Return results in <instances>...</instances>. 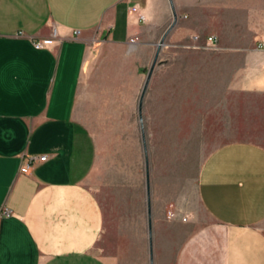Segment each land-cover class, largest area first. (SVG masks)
Returning <instances> with one entry per match:
<instances>
[{
    "label": "crops",
    "instance_id": "crops-1",
    "mask_svg": "<svg viewBox=\"0 0 264 264\" xmlns=\"http://www.w3.org/2000/svg\"><path fill=\"white\" fill-rule=\"evenodd\" d=\"M173 4L163 48L176 50L162 49L143 105L148 203L141 137H123L115 185L95 129L137 123L169 0H0V264H264V0ZM55 25L60 43L37 49ZM198 137L219 146L194 210L173 145ZM24 155L47 160L25 175Z\"/></svg>",
    "mask_w": 264,
    "mask_h": 264
},
{
    "label": "rangeland",
    "instance_id": "rangeland-1",
    "mask_svg": "<svg viewBox=\"0 0 264 264\" xmlns=\"http://www.w3.org/2000/svg\"><path fill=\"white\" fill-rule=\"evenodd\" d=\"M217 44V43H216ZM208 46V45H207ZM209 48H211L210 46H208ZM163 52H162V57H169V55L171 54V52L173 50H176L175 48H162ZM213 49V48H211ZM216 49V48H215ZM162 51V50H161ZM155 55H153L150 58V61L147 65V67L145 68V79L146 76L148 77V73L149 70L151 68L153 59H154ZM162 59V58H161ZM164 59V58H163ZM160 60V58H159ZM158 66H166L165 63H160L158 61ZM143 80L142 84L140 85V87L138 88V93L137 96L135 97V100L132 99L131 102V116L133 115V119L137 120V123L134 122V126L131 127L130 129H122L120 127H114V128H97L95 129L97 131L98 137H99V141H100V148L102 152H108L109 157H113L114 159V181H115V185H117V181H120L121 178L117 177V176H121V157H122V139L123 137L126 135V132L129 130V137L130 139V143L132 144L133 139L134 141L137 140V136L139 135L141 137V144L143 146V151H144V155H145V166L148 165V143H147V135H146V129L144 126V120L140 118V113H139V105H140V97L142 94V90L144 87V82H146V80ZM198 86L201 85L199 84ZM153 93V92H152ZM167 99V96L163 97L161 96V99ZM186 98V97H184ZM149 99L147 100L148 103L149 101H151V103H153V99H154V94H152L151 96L147 95V98ZM157 99L159 100L160 97H157ZM145 100V98H144ZM156 100V99H155ZM157 101V100H156ZM195 101L201 104V97H197L195 96ZM168 101L163 100V103H167ZM144 105V102H143ZM149 108V106H147V109ZM159 113L158 112H153L151 110H147V117L148 118H155ZM162 115L164 113H161ZM164 116V115H163ZM132 118V117H131ZM142 118H143V108H142ZM138 119H139V123H138ZM142 123H143V127H144V135H145V142H146V146H147V157L145 154V149H144V144H143V132H142ZM139 124V125H138ZM185 130V129H183ZM136 138V139H135ZM208 139V138H207ZM214 138H209L208 140H211ZM196 142H190V143H178L177 145H173L178 153V159H177V166H176V179H177V184L179 187L180 192H182V195L184 196L186 202L194 209V210H198L200 208V204H199V198H198V176H199V171L200 168L203 164V162L205 161L206 157L211 153L212 150H214L216 147L219 146V144L217 143H213V142H205L204 138H200L198 137L197 139H195ZM203 141V142H201ZM264 145V143H263ZM162 151H167L169 149V145L168 144H161L158 145ZM132 147V146H131ZM130 164L132 168L133 166V159L135 158L133 156V151L130 150ZM167 159H164V155H163V163H166ZM134 167V166H133ZM164 168V165H163ZM146 174H147V166H146ZM148 176H149V169H148V174H147V180H148ZM119 189L115 190V199H120V195L119 193ZM118 192V193H117Z\"/></svg>",
    "mask_w": 264,
    "mask_h": 264
},
{
    "label": "built area",
    "instance_id": "built-area-1",
    "mask_svg": "<svg viewBox=\"0 0 264 264\" xmlns=\"http://www.w3.org/2000/svg\"><path fill=\"white\" fill-rule=\"evenodd\" d=\"M132 12L137 13L138 12V8L137 7H133ZM141 18H143L141 16ZM62 35H61V31H60V27L58 25H55L52 27V31H51V38L47 39V40H38L34 42V45L37 49H45V48H52L55 47L56 45H58L60 43V41L62 40ZM194 40H198V37H193ZM208 46H210L211 48L215 49L217 48V44L215 41L214 37H210L208 39ZM260 47L264 48V41H261L259 44ZM47 160L46 156H30V155H24L22 157V165L20 168V172L22 174L28 175L30 173V171L32 170V168L38 163V162H44ZM6 215H11L10 212H6ZM186 220V218L184 219Z\"/></svg>",
    "mask_w": 264,
    "mask_h": 264
},
{
    "label": "water",
    "instance_id": "water-1",
    "mask_svg": "<svg viewBox=\"0 0 264 264\" xmlns=\"http://www.w3.org/2000/svg\"><path fill=\"white\" fill-rule=\"evenodd\" d=\"M169 3H170V7L172 9V13H173V22L172 24L169 26V28L166 30V32L164 33V35L162 36L158 46H157V50H156V53H155V57L153 59V62H152V65H151V68L149 70V73H148V77L146 79V82H145V85L143 87V90H142V94H141V97H140V105H139V113H140V118H141V121H142V108H143V102H144V98L146 96V93H147V89H148V86H149V82L151 80V77H152V74H153V71L156 67V65L158 64V61H159V58H160V54H161V50L166 42V39L169 35V33L171 32V30L173 29V27L175 26L176 22H177V15L175 13V8H174V4H173V0H169ZM142 132H143V144H144V149H145V154H146V157H147V146H146V142H145V135H144V127H143V123H142ZM147 166V174H148V165ZM147 193H148V203H150V190H149V181L147 180Z\"/></svg>",
    "mask_w": 264,
    "mask_h": 264
}]
</instances>
